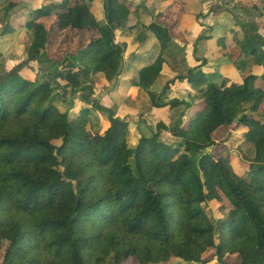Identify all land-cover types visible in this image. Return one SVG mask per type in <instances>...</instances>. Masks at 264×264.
I'll return each mask as SVG.
<instances>
[{
    "label": "trees",
    "instance_id": "1",
    "mask_svg": "<svg viewBox=\"0 0 264 264\" xmlns=\"http://www.w3.org/2000/svg\"><path fill=\"white\" fill-rule=\"evenodd\" d=\"M16 6L5 7L6 13ZM131 14L126 0H106L100 23L90 0L46 2L24 26L32 35L27 60L7 69L0 56L4 264H122L131 257L140 264H232L230 256L237 264H264V75L248 70L254 59L264 67L255 23L240 24L245 38L231 56L244 76L232 85L189 67L187 47L168 28L147 27L160 55L135 84L149 88L166 57L175 60L186 73L168 81L152 102L182 112L130 146V122L97 102L93 80L118 76L125 50L116 37ZM15 31L7 23L1 35ZM62 46L61 58H53ZM45 63L46 80L31 76V66ZM63 84L91 107L75 117L62 113L52 98ZM183 84L201 102L187 121L196 96L191 102L164 98ZM94 112L107 114V129H94ZM236 122L252 150L247 177L207 151L217 145L214 134ZM214 200L226 212L216 221L204 209Z\"/></svg>",
    "mask_w": 264,
    "mask_h": 264
},
{
    "label": "crops",
    "instance_id": "2",
    "mask_svg": "<svg viewBox=\"0 0 264 264\" xmlns=\"http://www.w3.org/2000/svg\"><path fill=\"white\" fill-rule=\"evenodd\" d=\"M65 0H0V56L2 61L8 67L16 66L25 60L28 55L26 52L27 45L30 43L32 35L26 28L25 23L30 18L32 13L47 2L56 4L62 3ZM105 1L106 0H90V8L93 16L100 23H105ZM130 3L129 22L125 29L118 32L116 40L125 50L123 63L115 82L118 83L115 89L113 87L108 93L102 95L98 91L100 105L108 109L116 110L121 117H127L130 122V128L137 130L141 135V130L146 131V128L152 130L159 122H163L170 126L180 109L171 108H155L148 98V122H140L136 120L134 115H138L140 111H136L133 107H143V99L150 96V92L158 95L156 87L159 85V79H166L161 85L164 88L166 83L174 79L178 75L186 73V67H181L175 60L166 57L168 62L162 67V70L155 80L154 84L149 88L140 87L135 84L141 78V72L152 66L160 55V44L154 34L147 30L153 23L166 27L170 30L175 42L181 47H187V64L189 67H200V70L212 82L227 84H241L244 73L236 68L231 54L238 51L237 44L245 38V33L240 24L255 23L257 41L264 45V0H126ZM17 4L11 13L7 14L5 7L10 4ZM249 7L257 6L259 10L252 9L246 14L240 6ZM10 23L16 31L12 34L1 35L4 27ZM223 40V41H220ZM22 51H24L22 53ZM55 52H51V56L55 58ZM175 56V54H173ZM37 65V64H34ZM249 72L257 76L264 75V67L257 64L256 60H252L248 64ZM10 69V68H9ZM36 77V75H31ZM104 77H99L96 82L98 86L102 83L103 88L106 86ZM160 90H163L161 89ZM187 90V98L179 99L182 101L191 102L196 96V90L189 84L178 86L172 91ZM123 91V92H122ZM105 93V92H104ZM113 93L117 97L119 95L125 98V108L130 107L126 115L120 114L122 110L121 102L113 101ZM146 94L148 96H146ZM140 97L141 103L138 99ZM151 99V98H150ZM168 101L173 99H168ZM200 97L197 95L194 101V106L186 115L185 121L189 118L200 105ZM117 104V106H116ZM65 103H60L61 109ZM140 106V107H139ZM147 106V104H146ZM119 107V108H118ZM62 112H73L67 110L66 107ZM264 113V107H262ZM99 114V113H98ZM130 115V116H129ZM129 116V117H128ZM236 122L230 129H220L214 134V140L219 146L220 151L226 150L229 147L228 142L231 140L244 142L245 131L237 129ZM109 126V122L105 129ZM222 142V143H221ZM235 153H232V159ZM230 156V155H229ZM228 156V157H229ZM238 165H233L236 174L241 175ZM250 164V162H249Z\"/></svg>",
    "mask_w": 264,
    "mask_h": 264
},
{
    "label": "rangeland",
    "instance_id": "3",
    "mask_svg": "<svg viewBox=\"0 0 264 264\" xmlns=\"http://www.w3.org/2000/svg\"><path fill=\"white\" fill-rule=\"evenodd\" d=\"M64 49H65L64 46H62L60 49L56 50L55 59L61 58V56L64 52ZM23 52L24 51H22V53ZM46 66H47L46 63L41 64V65H39V64L33 65V66H31L32 71L30 74L36 75V77L39 76L40 80L44 81L47 79V74H46L47 72L45 71ZM9 68L10 67H8V69ZM165 80L166 79H163V78L159 79V85L156 87L158 92H155V93H158V95L161 94V92L163 91V90H160V88H161V85H163L165 83ZM97 81H98V79L93 80L94 88L97 90H103L100 93L101 98H102V95H105L106 93H108L112 87H113V89H115L116 86H118L117 85L118 83L115 82V79L105 80V82H106L105 88H103L104 84H102V83L98 86V84L96 83ZM65 85L66 84H63V87H61L58 91H56L53 95V98H52V103L60 111L64 110L66 107V109L67 110L69 109V111L73 110V112H69V114H71V117H75L82 109H86V108L91 107V104L85 103L82 100L81 94H76V95L72 94L71 88H69ZM161 89H163V88H161ZM187 92H188L187 90H179V91L170 90L167 92V94L164 98L165 99L166 98L173 99V96H174V97H179L181 99H184V98H187ZM149 94H150V96H148L146 94V96H148V97L143 99L144 100L142 103L143 107H141V108L133 107L136 111H140L138 115H134V117H136L135 119L136 120L138 119L140 122H144V121L148 122V116H149L148 110H149V108H148V102H146V101H148V98H149L150 102H152V97H153L154 93L150 92ZM113 95H115V96H113L114 102L117 101L116 103H119L120 101H122L120 106H119L122 108V110H120L121 111L120 114L126 115L128 109L130 107L125 108V104H127V102L125 103V98L123 100V98L120 95H119V97H117L115 93H113ZM93 97L96 98L98 103H100V101L98 100V98H100V95H96ZM138 99L141 103L140 97H138ZM60 103H65L64 106L62 105V109H61V107H59ZM146 104H147V106H146ZM152 105H153V102H152ZM116 106H117V104H116ZM114 112L118 115V112L116 110ZM62 113H65V112H62ZM90 122L93 123V127L95 130L101 129L100 131H102V130H105V127L107 126L108 116H107V114L102 113V112H96V113L94 112L92 114V116L90 117ZM152 134H153L152 130L151 129L149 130L148 128H146V131L144 132L141 130V135H139L137 130L131 129L129 127L127 142L130 146H135V145H137L139 139L142 136H151ZM239 142H241V141L237 140L234 143L231 140H229L227 145H229L230 148H228L227 151L226 150L220 151L219 146H214V147L208 149L207 151L209 153H212L217 159H221L229 167V169L232 170L233 172H234V169H233L234 166L233 165H238L237 163H239L240 167L242 168L239 171L240 173H242L240 176L241 177H247L249 174V166H250L249 162L252 160V155H251L252 150H251L250 146L247 145L246 143L242 142L240 144ZM232 153H235L234 154L235 157H233V159L231 156ZM204 209H205V211H207L208 215L211 217V220H213V221H216L218 219L226 217V212L224 211V205L221 203H218L217 200L211 201V202L207 203L206 205H204ZM5 250L6 249H2V251H0V264H4V259L6 258V254H7V252H5ZM228 260L232 264L238 263V260L235 256H230L228 258ZM122 264H140V263L138 262V260L136 258L131 257ZM168 264H184V263L180 259H173Z\"/></svg>",
    "mask_w": 264,
    "mask_h": 264
},
{
    "label": "water",
    "instance_id": "4",
    "mask_svg": "<svg viewBox=\"0 0 264 264\" xmlns=\"http://www.w3.org/2000/svg\"><path fill=\"white\" fill-rule=\"evenodd\" d=\"M10 78L12 79L13 77L11 76Z\"/></svg>",
    "mask_w": 264,
    "mask_h": 264
}]
</instances>
